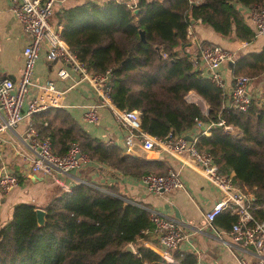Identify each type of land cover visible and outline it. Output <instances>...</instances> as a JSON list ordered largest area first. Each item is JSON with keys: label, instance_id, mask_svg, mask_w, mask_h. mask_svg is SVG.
<instances>
[{"label": "trees", "instance_id": "obj_1", "mask_svg": "<svg viewBox=\"0 0 264 264\" xmlns=\"http://www.w3.org/2000/svg\"><path fill=\"white\" fill-rule=\"evenodd\" d=\"M262 3L138 0L130 6L122 0H84L58 6L53 13L63 40L78 58L97 72L111 71V101L119 108L139 110L142 129L165 137L193 130L195 117L213 122L210 135L199 133L195 145L211 154L219 171L233 172L259 218H264V91L246 110L226 105L225 89L196 67L199 59L185 45L191 19H200L223 36L253 40L254 30L236 4ZM231 72L259 76L264 72V49L236 53ZM191 91L207 103V114L187 99ZM221 119L239 132L226 130L218 123ZM63 121L33 125L39 135L50 137L57 153L76 143L91 159L124 174L166 171L159 170V162L124 154L117 144ZM37 207L46 210L43 226ZM229 212L218 214L227 228L237 219ZM150 226L147 207L95 184L77 182L69 190L55 189L43 205L22 201L13 206L11 217L0 225V264H176L138 241ZM128 243L133 251L124 249Z\"/></svg>", "mask_w": 264, "mask_h": 264}, {"label": "built area", "instance_id": "obj_2", "mask_svg": "<svg viewBox=\"0 0 264 264\" xmlns=\"http://www.w3.org/2000/svg\"><path fill=\"white\" fill-rule=\"evenodd\" d=\"M59 0H10V9L19 20L28 41L22 49L23 68L18 80L5 76L0 78V153L2 151V134L13 128L25 117L51 106L61 104L64 93L73 88L80 81H86L96 92L98 101L87 105L81 114L83 123H96L100 118V108L108 107L115 123L124 132L123 141L126 153H131L139 144L145 149H159L179 157L183 162L196 163L205 177L219 190V197L212 207L204 214V223L212 225L215 217L224 210H229L237 216L232 223L229 236L234 242L251 246L253 256H239L240 264H264V218H259L250 205V195L246 194L233 180L232 174L221 172L211 154L199 150L195 145L196 136L203 133L202 128L192 140L183 135L168 134L160 137L141 128L140 111L117 107L110 98L113 78L110 70L97 72L87 63L80 60L63 40L61 27L54 23L52 16ZM250 19L253 24L255 36L264 35V3L250 8ZM42 48L46 50L49 61L61 59L77 78L66 87L59 88L54 80L44 82L34 80V67ZM199 58L208 67V75L220 87L225 81L221 67L232 59L235 53L220 44L205 43L199 49ZM59 78L70 76L68 67H60L57 71ZM250 76L246 74L234 75L230 89L228 106L234 109L246 110L252 101L250 90ZM192 100V99H191ZM208 106L203 108L207 114ZM195 126L203 124L195 117ZM226 130L233 131L234 127L226 124L223 119L218 121ZM208 128L213 122H208ZM186 134V133H185ZM189 134V133H188ZM191 135V134H190ZM30 136L26 145L30 150V172H42L54 184L69 190L70 185L63 182L60 174H69L79 169L91 158L80 151L79 146L72 144L64 153L53 150L52 142L48 136H40L34 127L27 132ZM141 181L147 190L161 193L183 187L179 171L168 168L164 173L147 172L141 176ZM81 182V181H78ZM74 184V183H73ZM19 185L18 175L3 165L0 167V190L11 191ZM72 185V184H71ZM150 210L151 226L142 233L152 230L159 246L166 250L176 248L188 235L178 219L174 216L162 214L154 209ZM193 264H208L196 261Z\"/></svg>", "mask_w": 264, "mask_h": 264}, {"label": "crops", "instance_id": "obj_3", "mask_svg": "<svg viewBox=\"0 0 264 264\" xmlns=\"http://www.w3.org/2000/svg\"><path fill=\"white\" fill-rule=\"evenodd\" d=\"M81 1L84 0H59L55 10L58 6H70ZM122 1L130 6H135L138 2V0ZM10 5V0H0V78L8 76L18 80L23 68L22 49L29 37L11 11ZM236 5L244 14L249 26L254 30L249 15L251 7ZM187 38L185 50L192 57L199 56L198 49L201 44L205 43L220 44L235 54L264 49V35L255 36L251 41L240 40L235 34L223 36L200 19L191 21ZM198 59L196 67L208 74V67L202 59L199 57ZM62 66H67L70 72V76L63 79L59 78L57 74L58 69ZM221 73L225 81L223 88L225 89V103L227 105L234 75L228 64L221 67ZM76 78L77 73L72 71L63 60L49 61L46 58L45 48L41 49L34 67L35 81L44 82L51 79L54 80L57 87L63 88ZM250 90L254 95L253 97L264 91V72L251 78ZM192 94L196 95L194 91L190 92V95ZM97 101L96 92L90 84L86 81H80L64 93L60 105L35 112L2 134L0 167L3 165L15 172L19 178V185L11 191L3 192L0 190V225L11 217L13 206L16 203L22 201L35 202L39 199V205H43L47 202L50 193L55 190L53 187H61L52 183L42 172H30L31 153L26 143L30 137L27 136V132L34 127L33 125L39 124L43 120H49L52 124L61 121L65 123L63 119L71 120L78 123L91 136L117 144L122 153H126L123 141L124 132L115 123L108 107L100 108V118L96 123H83L81 121L84 108ZM1 115L0 111V117ZM199 128L205 131L202 134L210 135L207 122H203L199 127L195 126L193 130L187 133L195 136L198 134ZM233 132H239V130L234 128ZM126 154L161 163L162 167H159L161 172L170 167L177 169L181 175L183 187L161 193L151 192L142 183L141 176L124 174L94 159L89 160L79 169L72 170L69 174H60L59 176L64 183L70 186L78 181H86L111 193H118L128 201L138 203L148 209L157 210L162 214L176 217L175 213L178 211L180 217L176 218L188 236L176 248L171 250L161 248L151 229L144 232L143 236H137L139 242L159 253L167 261L176 264H192L196 261H203L208 264H240V255L250 258L253 256L254 252L251 246L234 242L230 238L228 233L230 228L222 225V215H217L212 221V225L204 223V214L217 201L219 190L210 183L196 163L183 162L174 154L159 149H145L139 144L134 147L131 153ZM230 174L233 172L231 171ZM229 213L234 215L232 212Z\"/></svg>", "mask_w": 264, "mask_h": 264}, {"label": "water", "instance_id": "obj_4", "mask_svg": "<svg viewBox=\"0 0 264 264\" xmlns=\"http://www.w3.org/2000/svg\"><path fill=\"white\" fill-rule=\"evenodd\" d=\"M137 11H138V8H136L134 10V12H137ZM191 21L193 22L194 19H191ZM141 35L143 36V31H141ZM233 63H234V60L230 59L227 62L228 67L229 68H232ZM191 101H194V100H191ZM195 102L198 103V104H200V102H198V101H195ZM207 111H208V109H207ZM140 117H141V114H140ZM184 138H186L188 140H192L193 139L192 135H190L188 133L184 134ZM36 212H37V219H38L39 226H43L44 223H45L46 210L43 209L42 207H37L36 208ZM175 215H176V217H180V214L178 213V211H176ZM124 249L125 250H130V251H133L134 250L133 245L131 243L126 244L125 247H124Z\"/></svg>", "mask_w": 264, "mask_h": 264}, {"label": "rangeland", "instance_id": "obj_5", "mask_svg": "<svg viewBox=\"0 0 264 264\" xmlns=\"http://www.w3.org/2000/svg\"><path fill=\"white\" fill-rule=\"evenodd\" d=\"M52 20L53 21H55V19H54V16H52ZM244 74V73H243ZM246 75H248V74H246ZM249 76V75H248ZM263 93V92H262ZM187 99L188 100H194V101H198V102H200V105H201V107H205V105H206V102L198 95V94H192V95H190V92L187 94ZM207 106V105H206ZM17 129H20V128H17ZM54 189H57L58 187H53ZM39 202H40V200L38 199V200H36L35 201V204H39Z\"/></svg>", "mask_w": 264, "mask_h": 264}]
</instances>
